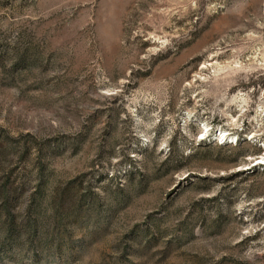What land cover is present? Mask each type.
Segmentation results:
<instances>
[{
  "label": "rangeland",
  "instance_id": "rangeland-1",
  "mask_svg": "<svg viewBox=\"0 0 264 264\" xmlns=\"http://www.w3.org/2000/svg\"><path fill=\"white\" fill-rule=\"evenodd\" d=\"M0 264H264V0H0Z\"/></svg>",
  "mask_w": 264,
  "mask_h": 264
},
{
  "label": "trees",
  "instance_id": "trees-1",
  "mask_svg": "<svg viewBox=\"0 0 264 264\" xmlns=\"http://www.w3.org/2000/svg\"><path fill=\"white\" fill-rule=\"evenodd\" d=\"M8 200H9V194H8V191L5 190V191L3 192V198H2V201H3V207H4V209H5L6 212H8V210H7Z\"/></svg>",
  "mask_w": 264,
  "mask_h": 264
}]
</instances>
